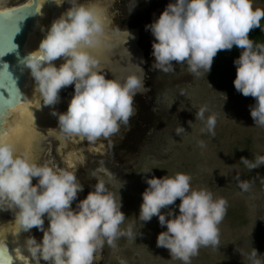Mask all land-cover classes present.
<instances>
[{
  "label": "clouds",
  "instance_id": "clouds-1",
  "mask_svg": "<svg viewBox=\"0 0 264 264\" xmlns=\"http://www.w3.org/2000/svg\"><path fill=\"white\" fill-rule=\"evenodd\" d=\"M63 3L64 0L59 4ZM67 3L70 7L53 21L38 49L25 56L21 64L30 69L35 90L45 106L57 104L60 90L74 84L67 111L52 114L58 117V129L63 135L94 143L101 137L109 139L118 134L121 126L130 129L134 98L145 85L135 75L123 81L106 79L100 61L89 51L101 43L103 20L94 8L78 0ZM262 19L264 8H253V0H175L158 19L146 25L155 38L151 68L168 73L175 70L176 62L199 76L201 69L210 71L219 51L231 50L233 46L241 49L234 60V87L243 96L255 98L250 115L255 126L264 127V44L249 39L251 30L264 31ZM15 47L12 43V49ZM61 57L64 62L57 67L53 61ZM207 111L206 105L201 106L195 119L204 124L201 132L214 136L217 117H205ZM183 132L182 126L175 130L178 136ZM198 143L203 147V141ZM240 160L249 169L264 165V156ZM33 178L38 181L35 185ZM236 180L242 191L250 187L239 175ZM190 181V175L184 173L146 179L148 187L142 193L138 217L140 222L158 217L160 226L167 230L158 234L156 246L167 249L171 258L183 264H191L201 247H219L218 225L227 212L225 199L214 200L210 191L193 189ZM80 191L83 185L77 182L74 172L32 162L18 154L14 144L0 141V210H10L21 231L36 228L43 232L40 242L33 236L25 241L35 264L41 260L47 264H93L105 244L115 247L120 237L135 240L140 235L133 232L131 225L121 228L126 219L121 198L117 202L104 180H97L93 190L73 208ZM177 199L178 215L169 208ZM162 209H168L167 213H162ZM258 255L253 248L249 259L253 264H264L256 259Z\"/></svg>",
  "mask_w": 264,
  "mask_h": 264
},
{
  "label": "rangeland",
  "instance_id": "rangeland-1",
  "mask_svg": "<svg viewBox=\"0 0 264 264\" xmlns=\"http://www.w3.org/2000/svg\"><path fill=\"white\" fill-rule=\"evenodd\" d=\"M174 2L78 0V3L94 7L103 20L106 33L111 35L110 47L121 50L127 60L121 70L127 71L128 76L137 71L136 76L145 86L134 98L130 129L121 126L118 134L109 139L101 137L94 143L78 136L63 135L64 148L58 137L47 135L36 147L31 161L76 174L83 191L78 192L73 208L79 200L86 198V186H91L89 192L92 191L97 180L105 181L117 202L121 198V211L126 217L121 228L131 225L133 232L138 231L140 235L135 240L120 237L115 247L105 244L95 255L93 264H183L171 258L167 249L156 246L158 234L167 230L166 226H160L158 217L154 216L149 222L138 220L142 193L148 187L146 179L176 173L190 175L193 189H207L214 200L222 198L227 201L226 215L218 225L219 247H201L199 254L191 258V264H253L249 259L253 248L259 254L256 259L264 262V165L249 169L240 160L241 157L251 161L264 156V127L255 126L250 115V106L256 102H240L215 90L203 69L199 76H195L185 64L177 65L176 62H173L175 70L168 73L151 68L155 38L146 25L158 19L166 6ZM69 7L64 0L59 15ZM253 8H264V0H253ZM138 33H142L141 40ZM118 34L120 37H115ZM32 86L29 90L40 99L35 83ZM73 95L74 84L60 90L61 105L57 113L67 111ZM37 103L41 108L51 109L43 102ZM205 105L208 108L205 117L212 114L217 117L214 136L201 132L204 124L195 119V112ZM34 109L29 113L39 111L38 107ZM179 126L185 129L180 136L175 133ZM22 134L21 128L16 135L22 137ZM200 141H203V147L199 145ZM76 152H80L79 162L70 163L68 157ZM237 175L250 184L247 191L237 186ZM179 204L177 199L169 206L177 215ZM161 211L167 213L168 209ZM4 218L12 221L15 216L10 211ZM16 240L14 243L19 242ZM21 242L24 247L23 238ZM6 249L10 248L2 246L0 249V255L5 256L4 264H13ZM13 250L17 252L16 248ZM30 263L35 264L32 258Z\"/></svg>",
  "mask_w": 264,
  "mask_h": 264
},
{
  "label": "flooded vegetation",
  "instance_id": "flooded-vegetation-1",
  "mask_svg": "<svg viewBox=\"0 0 264 264\" xmlns=\"http://www.w3.org/2000/svg\"><path fill=\"white\" fill-rule=\"evenodd\" d=\"M39 1H40V4H39ZM61 2H62V0H49V1L38 0V5H40V7L45 6L46 8L44 7V10L46 9L45 11L47 12V15H46L47 18L45 19V27H46L45 32L39 33V34H45L47 32V30L50 28L53 21H55L56 19H58L60 17L59 11H60L61 4H59V3H61ZM31 3H32L31 0H0V10L12 9V8L24 6L27 4H31ZM92 8H94V7H92ZM107 9H111V8L108 7ZM94 10H96V9L94 8ZM105 12H107V11L105 10ZM106 32L107 31H105L103 37H101V43L97 47H95L93 49H89V51H90L91 55H93L95 58H97L100 61V64L102 65V66H100V68L102 71L105 72L106 79H111L113 76L119 75L118 78H116V80L123 81L128 77V75H127L128 73H127V71H122L121 66H124L122 64H125L124 62H127V60L125 61V58H123L121 50H119V49L114 50L113 48L110 47L109 43L111 40V35L109 33H106ZM120 35L121 34H118L115 37L119 38ZM138 35H139L140 40H141L142 39V33H140V34L138 33ZM140 45H141V43H140ZM101 50H103V51H101ZM134 53H135V55H137V50ZM136 61L137 60H135V64H137ZM63 62H64L63 60L62 61L59 60L58 63L62 64ZM136 73H137V71H135L133 75L136 76ZM29 92H32L31 89L29 90ZM31 98L33 99L34 106H38L37 102H43L41 100V97L39 99L37 97H34V95H32ZM60 105L61 104L59 102L55 105H51V109H49V110L48 109L46 110L45 107H43V109H45L44 111L46 112L45 117H42L41 121L38 120L39 121L38 123L35 122L34 124H30L31 119H29V118L28 119L26 118L25 121L22 118L17 119L18 121H20V124L22 123L21 126H23V127L27 126L26 128L29 127L28 129L32 130L33 136H30V138L27 141H25L22 137H19V135L15 134L16 127L19 125H15V126L12 125L11 126L12 131L10 130L8 132H4L3 134H0V141L9 142V143L14 144L15 148L17 150V153L27 156L30 160H31L32 154L36 153L35 149H36V147H38V144L40 143L41 139H43L47 135L52 134L55 137H58L62 141V145L64 148V146H66V142L64 141L65 139H63L64 138L63 134L58 129V117L54 116L52 114L53 111L56 112V110L59 108ZM22 120H23V122H22ZM8 123L10 124L9 119H8ZM9 124L6 125V127H7L6 129H8L10 127ZM83 141H84V139H83ZM79 156H80V152H76L75 154L73 153L72 155H70L68 157V160L70 161V163H72L73 161L79 162V160H78ZM37 182H38L37 178H33V180H32L33 185L37 184ZM92 184H93V182H92ZM86 187H87V190L85 192L86 193L85 196L88 195V192H89L91 186H86ZM9 213H10L9 210H7V211L6 210H0V240L3 242V240L7 241L8 240L7 238H11V239L14 238L15 240L17 239L16 241H19V242L14 243V241H13L10 244H5L8 248H15L17 246V249L19 250V247L23 244L21 242V238H23L24 241H26V239L29 236L35 237V239L38 242H40L42 240L43 232L37 230L36 228L31 229L29 232H22V236L15 235V233H17V231H19V230H17V228H14L11 225V224L16 223L15 219L12 221L10 220L11 221L10 222L8 220L9 218H6V219L4 218V216H7V214H9ZM1 216H2V218H1ZM44 219H45L44 227L47 228L49 222H48V219L46 216ZM10 227H12V228H10ZM9 228L12 231H15V230H17V231H15L14 233L11 232V235H10V229ZM20 231H21V229H20ZM11 239H10V241H11ZM6 246H5V248H6ZM0 248H2V246H0ZM40 263L47 264V262H44L43 260H41Z\"/></svg>",
  "mask_w": 264,
  "mask_h": 264
},
{
  "label": "water",
  "instance_id": "water-1",
  "mask_svg": "<svg viewBox=\"0 0 264 264\" xmlns=\"http://www.w3.org/2000/svg\"><path fill=\"white\" fill-rule=\"evenodd\" d=\"M31 1V4L0 10V54H3L0 55V84L7 85V88L0 87V134L5 132L6 125L9 124L8 119H10L8 128L10 131L11 123L18 118V113L15 111L24 103L26 97L25 86L28 68L21 64V60L29 54L25 47L29 35L34 33L38 17V0ZM18 28L19 31L16 32ZM41 36L43 35L41 34ZM12 43L16 45L14 49H12ZM55 65L60 66L59 63ZM100 66L102 65L100 64ZM8 73L11 74L15 86ZM17 224L16 222L11 225L15 227ZM22 232L18 233L22 234ZM7 239L3 242L0 240V246H6L5 244L14 241V238ZM1 262H6L4 255H0Z\"/></svg>",
  "mask_w": 264,
  "mask_h": 264
},
{
  "label": "bare ground",
  "instance_id": "bare-ground-1",
  "mask_svg": "<svg viewBox=\"0 0 264 264\" xmlns=\"http://www.w3.org/2000/svg\"><path fill=\"white\" fill-rule=\"evenodd\" d=\"M39 4H40V1H39ZM44 7L45 6H41L40 7V5H38V17H37V22H36L35 30H34V33L33 34H30L29 35L28 40H27V44H26V47H25V49H26V51L28 53H31V52L36 51L38 49L41 40L44 38V36L47 33L46 32L45 34H42L43 36H41V34H39V33H41V31H44L46 29V27H45V19L47 18L46 17L47 12L45 11L46 9L44 10ZM63 59L64 58L61 57V58L53 61V63L56 64V63L59 62V60L62 61ZM33 80H34V78L31 76L30 69H28L27 70V83H26V86H25V90H26L25 101L15 111V112L18 113V118L17 119L22 118L25 121L26 118L27 119L29 118V119H31V121H30L31 123L30 124H34L35 122L38 123L39 121H41L42 117H45V113H46L44 111L45 109H43V108H41L39 106H34L33 99L31 98V96L34 95V97H36V94L35 93H32V92H30V94H29V88L32 85H34V83H35V81H33ZM27 95H29V96L27 97ZM34 107H36V108L38 107L39 108L38 109L39 111L32 112V114L29 113L32 110L35 111ZM17 119L13 123H11V126L12 125H14V126L15 125H19V126L16 127L15 134L17 133V131L18 132L19 131L21 132V128H22V132H23L22 138L26 141V140H28L30 138V136H33L32 130L28 129L29 127L26 128L27 126L21 127V124L22 123L20 124V121H18ZM22 122H23V120H22ZM10 130H11V128H10ZM5 132H8V129H6ZM10 228H12V227H10ZM14 228H17V230H19V231L21 229L20 226H19V224H17ZM17 230H15V231H17ZM15 231H12L10 229V235H11V232L14 233ZM19 231H17V233H15V235L22 236V234H19L18 233ZM15 248L17 249V247H15ZM19 250H22L23 252L22 253H18ZM19 250L17 249V252H16L15 250H13V248H10V249H6L5 251L10 255V258H11L13 264H32V263H30L31 257H30V254L28 253V251L26 250V247L25 246L23 247V245H21L19 247ZM0 264H4V262L3 263L1 262Z\"/></svg>",
  "mask_w": 264,
  "mask_h": 264
},
{
  "label": "trees",
  "instance_id": "trees-1",
  "mask_svg": "<svg viewBox=\"0 0 264 264\" xmlns=\"http://www.w3.org/2000/svg\"><path fill=\"white\" fill-rule=\"evenodd\" d=\"M261 26L264 27V19L261 20ZM249 39L254 43L264 44V31L255 28L250 31ZM241 49L233 46L231 50H222L217 53L213 59L210 71L208 72V80L213 88L221 93L229 95L240 102L254 103L255 98L245 97L234 87L233 81L236 78V66L234 60L241 54Z\"/></svg>",
  "mask_w": 264,
  "mask_h": 264
},
{
  "label": "snow or ice",
  "instance_id": "snow-or-ice-1",
  "mask_svg": "<svg viewBox=\"0 0 264 264\" xmlns=\"http://www.w3.org/2000/svg\"><path fill=\"white\" fill-rule=\"evenodd\" d=\"M0 55H3V54H0Z\"/></svg>",
  "mask_w": 264,
  "mask_h": 264
}]
</instances>
